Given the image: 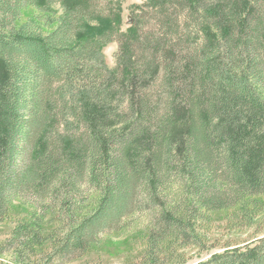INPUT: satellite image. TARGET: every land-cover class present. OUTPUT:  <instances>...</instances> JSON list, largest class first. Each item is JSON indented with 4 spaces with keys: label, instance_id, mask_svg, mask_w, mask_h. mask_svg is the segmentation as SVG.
<instances>
[{
    "label": "trees",
    "instance_id": "obj_1",
    "mask_svg": "<svg viewBox=\"0 0 264 264\" xmlns=\"http://www.w3.org/2000/svg\"><path fill=\"white\" fill-rule=\"evenodd\" d=\"M124 1L0 0V223L39 207L6 244L20 264L84 256L152 194L173 197L145 264L199 246L205 213H264V0H143L123 31ZM198 264H264V235Z\"/></svg>",
    "mask_w": 264,
    "mask_h": 264
},
{
    "label": "rangeland",
    "instance_id": "obj_2",
    "mask_svg": "<svg viewBox=\"0 0 264 264\" xmlns=\"http://www.w3.org/2000/svg\"><path fill=\"white\" fill-rule=\"evenodd\" d=\"M143 0H125L122 13V30L126 31L131 25V6L140 4ZM35 8H27L21 14L20 23L35 16ZM118 49L117 42H112L103 48L105 62L109 68L115 65V54ZM181 177L172 178L171 186L174 195L179 194L181 189ZM173 197L172 193L149 195L141 202H137L138 208L126 222L124 227L117 233L106 235L99 243L92 245L89 251L80 258L62 260L57 264H145L148 252V239L150 233L158 231L155 226L157 208H167L165 204ZM178 200V199H177ZM171 201V200H170ZM28 199H18L13 202L8 219L0 223V258L1 264H20L17 261L15 252L8 250L6 244L11 237L12 230L19 220L28 219V214L39 209L31 204ZM165 206V207H164ZM169 206V205H168ZM241 208L233 207L217 212L205 213L203 220H200L196 229L202 239L199 246L194 244L181 245L173 238H166L161 248L165 250L161 254L164 264H198L210 259L214 254L223 253L227 247H243L264 235V213L257 212L254 217H247L244 222H238ZM52 217H57V220ZM61 223L59 217L48 214L46 218L45 234L52 235V232L59 231ZM170 237V236H169ZM50 246L52 239L47 241ZM176 242V243H175ZM180 244V245H179ZM46 248V247H45ZM170 250H172L170 252ZM176 250L177 253H174ZM45 260L40 257L32 259L30 264H44ZM27 264V263H26Z\"/></svg>",
    "mask_w": 264,
    "mask_h": 264
},
{
    "label": "built area",
    "instance_id": "obj_3",
    "mask_svg": "<svg viewBox=\"0 0 264 264\" xmlns=\"http://www.w3.org/2000/svg\"><path fill=\"white\" fill-rule=\"evenodd\" d=\"M2 263V259L0 258V264Z\"/></svg>",
    "mask_w": 264,
    "mask_h": 264
}]
</instances>
